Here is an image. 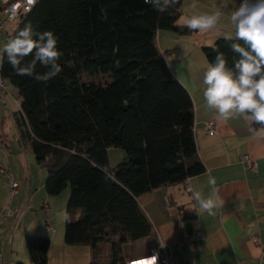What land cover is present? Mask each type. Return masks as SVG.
<instances>
[{"label":"trees","instance_id":"1","mask_svg":"<svg viewBox=\"0 0 264 264\" xmlns=\"http://www.w3.org/2000/svg\"><path fill=\"white\" fill-rule=\"evenodd\" d=\"M182 3L160 14L145 0H37L10 37L31 23L59 38L62 71L55 78L38 82L18 76L6 57L1 73L18 90L15 124L22 145L47 170L46 192L56 195L71 187L65 243L90 246L92 264H103V245L109 249L104 264H125L122 246L151 234L137 200L141 194L205 170L192 96L157 45L158 31L175 27ZM102 8L106 21L100 19ZM177 32L195 31L182 26ZM213 48L226 54L229 67L239 58L224 37L204 46L210 62ZM35 71L47 69L38 63ZM84 72L99 74L100 80H85ZM111 147L125 150L114 168ZM50 244L48 237L28 236L34 264H48Z\"/></svg>","mask_w":264,"mask_h":264},{"label":"crops","instance_id":"2","mask_svg":"<svg viewBox=\"0 0 264 264\" xmlns=\"http://www.w3.org/2000/svg\"><path fill=\"white\" fill-rule=\"evenodd\" d=\"M239 1L183 0L181 15L175 27L158 31L157 45L172 66L174 76L177 74V65H183L179 68V81L193 99L195 139L205 170L184 181L152 189L137 198L153 230L149 236L139 239L145 242L144 245L127 251L125 261L132 256L149 252L158 246L159 241H163L168 253L178 261L193 260L196 264H264V137L250 134L249 123L242 118L232 119L227 123L218 120L215 110L208 109L203 99V72L210 62L204 46L213 45L219 37L234 35L230 15L238 7ZM216 11L222 12L216 28L207 32L195 31L189 35L177 32V28L182 27L178 23L181 17ZM14 88L17 93V88ZM209 121L216 123L213 135L205 130ZM243 153L256 159V172L241 161ZM208 173L216 179L213 198L218 200V206L213 209L214 215L201 209L193 198L196 191L201 192L205 199L213 196V188L208 185ZM20 178L23 180V175ZM28 180V186L23 180L20 192L15 196L17 198L13 197V207L9 204L4 208L6 201L0 203L1 258L10 264L22 260L34 264L25 246V239L31 236L29 234L42 233L51 240L48 264H92L93 252L90 246L67 245L62 236L56 235L57 232L50 234L53 231V228H48L50 224L44 226L43 222L36 223L31 204H26L19 217L23 223L19 226L22 236L14 251L17 232H13L8 241L10 228H6L7 221L14 223L17 218L8 215L7 211L15 213L24 207L19 206L21 200L27 195V201L31 194L32 171ZM187 183L191 187L190 191L186 188ZM6 194L8 192L5 191L3 196ZM197 231L201 232V236L192 238ZM255 236L259 238L260 244L254 242Z\"/></svg>","mask_w":264,"mask_h":264},{"label":"clouds","instance_id":"3","mask_svg":"<svg viewBox=\"0 0 264 264\" xmlns=\"http://www.w3.org/2000/svg\"><path fill=\"white\" fill-rule=\"evenodd\" d=\"M154 11L164 14L179 0H145ZM222 17L221 11L211 14L181 17L178 22L190 31L207 32L216 28ZM107 11L101 9L100 19L106 21ZM230 22L234 26V35H225L229 50L239 58L232 67L224 52L213 48L216 53L213 62H209L203 72V99L208 109L217 113L216 118L227 123L242 118L249 123L248 131L253 136L264 137V0H240L232 11ZM58 37L50 30L39 31L31 23L19 29L0 51V69L5 57L14 73L28 76L38 82H47L62 71L58 61L63 52L58 49ZM243 42V43H241ZM31 56L30 60H26ZM46 68L44 73L35 71L37 64ZM167 66L171 69V65ZM174 77L180 80L179 68ZM253 125H259V128ZM208 185L213 188V196L205 199L196 191L193 198L199 207L209 215L218 206L214 199L216 179L208 173Z\"/></svg>","mask_w":264,"mask_h":264},{"label":"rangeland","instance_id":"4","mask_svg":"<svg viewBox=\"0 0 264 264\" xmlns=\"http://www.w3.org/2000/svg\"><path fill=\"white\" fill-rule=\"evenodd\" d=\"M19 22L20 19H17L6 24L5 31L0 34V51L3 50L4 44L10 39L15 29L19 25ZM82 77L85 80H100V75L96 73L91 74L84 72ZM7 85L9 88V93L7 94L8 105L5 104L0 98V163H3L8 169L9 173H13L17 180L20 179L21 185H23L22 183H24V180L26 186H28V177L32 171L33 183L31 194H29L27 197V204H31L30 208H32V213L36 216V223L43 222L44 226L46 224H50L53 228V231H50L49 233L55 234V232H57L56 235L62 236V239L65 241V210L70 197L71 187L68 185L66 189L56 195H51L46 192L45 183L47 179V170L38 163L32 149L30 147L25 148L20 141L19 132L16 127L13 115L14 112L19 110V103L16 102L14 98V85L11 82H7ZM108 154L110 166L114 168L124 158L125 150L120 147H111L109 148ZM21 175H23V180L20 178ZM5 191L8 192V194L3 196ZM0 196V203L5 201L7 203L4 208H7L9 204H11V207H13V197L10 192V182L8 178L2 174H0ZM26 196L21 200L19 207H23ZM14 223L7 221L8 227L6 229L8 230L10 228L8 241H10L12 233L17 232L16 237L14 238V251H16V248L19 246V238L22 236L19 226L23 225V223L19 219V225L17 228H15ZM29 235L45 236L50 239L49 236H46L42 233ZM25 243V246H27V238L25 239ZM144 244L145 242L143 240H137L122 246V257L125 259L129 249H137L138 246ZM57 250L59 251L60 248ZM108 254V246L103 245L99 255L100 259L103 260V264L108 258ZM22 261L25 262L24 260ZM17 263L18 262H16V264Z\"/></svg>","mask_w":264,"mask_h":264},{"label":"built area","instance_id":"5","mask_svg":"<svg viewBox=\"0 0 264 264\" xmlns=\"http://www.w3.org/2000/svg\"><path fill=\"white\" fill-rule=\"evenodd\" d=\"M2 1V14L0 15V34L5 31L6 24L10 21H15L19 19L22 14L29 12L37 0H1ZM9 93V88L7 85V81L2 76L0 69V98L2 101L8 105L7 94ZM15 101L20 103V97L18 92L14 94ZM205 130L209 135H213L216 131V123L213 121H209L205 125ZM241 161L245 164L247 168L252 171H257L258 163L254 157L247 153H243L241 155ZM0 174L6 176L10 182V191L12 197H15L19 194L21 183L17 180L13 174H10L8 169L3 163H0ZM187 190H191L190 185L186 184ZM27 201L24 203V207L17 211H7L8 215L14 216L17 218V222L15 224V228L18 226V220L20 215L22 214L24 208L26 207ZM19 215V216H18ZM49 230H52V227L49 225ZM201 232L197 231L193 234L192 238L200 237ZM254 242L256 244H260V240L257 236L254 237ZM125 264H196L193 260H185L178 261L175 259L170 253H168L166 249V244L163 241H159V244L156 248L151 249L149 252L132 256L128 258ZM0 264H10L7 261L3 260L0 256Z\"/></svg>","mask_w":264,"mask_h":264},{"label":"snow or ice","instance_id":"6","mask_svg":"<svg viewBox=\"0 0 264 264\" xmlns=\"http://www.w3.org/2000/svg\"><path fill=\"white\" fill-rule=\"evenodd\" d=\"M29 2H31V0H29Z\"/></svg>","mask_w":264,"mask_h":264}]
</instances>
